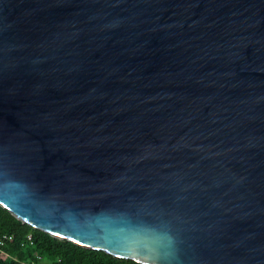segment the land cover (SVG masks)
<instances>
[{"label":"water","instance_id":"1","mask_svg":"<svg viewBox=\"0 0 264 264\" xmlns=\"http://www.w3.org/2000/svg\"><path fill=\"white\" fill-rule=\"evenodd\" d=\"M0 205L141 264H264V0H0Z\"/></svg>","mask_w":264,"mask_h":264},{"label":"trees","instance_id":"2","mask_svg":"<svg viewBox=\"0 0 264 264\" xmlns=\"http://www.w3.org/2000/svg\"><path fill=\"white\" fill-rule=\"evenodd\" d=\"M3 234L13 239L6 241L2 247L6 255L3 256L0 251V264H141L56 238L23 223L0 205V237ZM29 234L33 236V245L27 240Z\"/></svg>","mask_w":264,"mask_h":264},{"label":"built area","instance_id":"3","mask_svg":"<svg viewBox=\"0 0 264 264\" xmlns=\"http://www.w3.org/2000/svg\"><path fill=\"white\" fill-rule=\"evenodd\" d=\"M12 239H13L12 236H10V235H6V234H3V235L0 237V251L2 252V255H3V256L6 255V252L2 250V247H4L6 241H8V240H12ZM27 240L29 241L30 245H33V244H34L32 234H29V235L27 236ZM38 258H40V256H38Z\"/></svg>","mask_w":264,"mask_h":264}]
</instances>
